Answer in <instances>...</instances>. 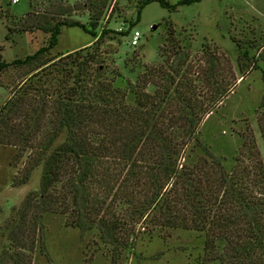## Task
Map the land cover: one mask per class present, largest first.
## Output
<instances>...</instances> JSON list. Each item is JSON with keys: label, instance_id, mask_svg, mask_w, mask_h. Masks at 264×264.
<instances>
[{"label": "rangeland", "instance_id": "1", "mask_svg": "<svg viewBox=\"0 0 264 264\" xmlns=\"http://www.w3.org/2000/svg\"><path fill=\"white\" fill-rule=\"evenodd\" d=\"M76 1L80 0H0V57L5 61L20 58L45 43L47 34L41 30H17L26 12L43 14L51 21L86 24L87 9L79 5L64 9ZM136 1H110L96 32L101 27L110 31L99 42L92 44L93 38L78 27L62 26L56 45L46 54L50 60L45 66L35 69L32 63L1 72L0 104L17 90L25 92L27 108L36 107L39 99H52L63 83L73 84L72 76L66 75L79 70L86 99L101 81L118 89L116 95L122 98L112 100L121 111L128 110L126 114H158L156 126L175 121V138L182 142L179 164L190 167L211 153L226 172L241 166L253 170L257 160L264 170L260 132L264 123V0H200L174 10L151 1L142 7L139 20L128 25ZM8 26L14 31L8 33ZM134 31L139 36L132 44ZM48 104L43 108L41 132L50 128ZM182 114H192L197 123L189 138ZM38 137L29 140L31 147L24 150L0 143V251L8 247L5 227L14 209L27 192L38 189L40 165L31 170L25 183L12 184ZM61 139L59 135L54 143ZM127 206L121 202L116 211L125 213ZM68 219L57 211L42 213L44 251L36 242L28 251L30 264H200L204 233L159 225L150 213L128 230L125 246L114 253V245L103 242L95 227L80 231Z\"/></svg>", "mask_w": 264, "mask_h": 264}, {"label": "trees", "instance_id": "2", "mask_svg": "<svg viewBox=\"0 0 264 264\" xmlns=\"http://www.w3.org/2000/svg\"><path fill=\"white\" fill-rule=\"evenodd\" d=\"M110 1L80 0L65 6L87 9L86 24L26 12L17 30H41L47 34L45 43L20 58L0 57V73L10 66L36 63V69L47 63L46 54L56 45L62 26L78 27L93 38L92 44L99 42L110 31L101 27L96 32ZM151 1L174 10L200 0H137L128 25L139 20L142 7ZM12 31L8 26L7 32ZM69 75L73 84L63 83L52 99H39L36 107L27 108L25 92L17 90L0 104V143L24 150L40 135L12 184L25 183L31 170L41 166L38 189L25 194L5 227L8 247L0 251V264H30L28 251L36 242L44 251L40 218L46 211L66 214L68 224L80 231L95 227L103 242L114 245L113 253L125 246L129 229L150 213L159 225L204 233L200 264H264V170L258 160L253 170L241 166L231 172L211 153L190 167L179 164L182 142L175 138V121L156 126L158 114H126L117 103L122 96L116 95L118 89L101 81L86 99L79 70ZM47 101L50 128L41 132ZM192 117L181 116L188 138L197 125ZM260 132L264 137V123ZM59 135L62 139L54 143ZM121 202L128 205L125 213L116 211Z\"/></svg>", "mask_w": 264, "mask_h": 264}, {"label": "built area", "instance_id": "3", "mask_svg": "<svg viewBox=\"0 0 264 264\" xmlns=\"http://www.w3.org/2000/svg\"><path fill=\"white\" fill-rule=\"evenodd\" d=\"M138 36H139V33L137 31H134L133 32V35H132V39H131V43L132 44H135V42L137 41L138 39Z\"/></svg>", "mask_w": 264, "mask_h": 264}]
</instances>
